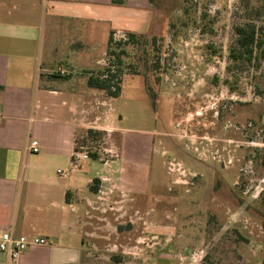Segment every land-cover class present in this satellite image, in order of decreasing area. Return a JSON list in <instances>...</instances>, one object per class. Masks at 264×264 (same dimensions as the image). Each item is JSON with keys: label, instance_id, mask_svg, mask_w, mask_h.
I'll list each match as a JSON object with an SVG mask.
<instances>
[{"label": "rangeland", "instance_id": "obj_1", "mask_svg": "<svg viewBox=\"0 0 264 264\" xmlns=\"http://www.w3.org/2000/svg\"><path fill=\"white\" fill-rule=\"evenodd\" d=\"M149 4L152 14L132 31L144 34L142 41L114 48L125 50L119 97L85 83L87 72L110 62L107 25L84 35L92 51L59 60L64 74L74 76L61 79L65 86L95 94L78 102L93 123L77 132L76 153L99 175L106 171L111 184L107 189L100 181L83 215L93 234L84 264H201L206 254L219 264H264V170L257 163L264 152L256 151L264 148V60L228 71L234 27L253 21L264 29V2ZM204 18L214 33L204 30ZM128 32L114 30V41ZM88 129L103 133L86 138Z\"/></svg>", "mask_w": 264, "mask_h": 264}, {"label": "crops", "instance_id": "obj_2", "mask_svg": "<svg viewBox=\"0 0 264 264\" xmlns=\"http://www.w3.org/2000/svg\"><path fill=\"white\" fill-rule=\"evenodd\" d=\"M144 14H152L147 0L118 7L111 0H0V227L50 241L30 247L16 264H84L93 235L83 219L96 194L90 186L94 179L111 185L91 160L73 162L77 132L93 123L78 102L95 94L78 95L60 79L42 78L55 64L66 72L60 58L73 61L80 50L92 51L84 35L95 26L138 31ZM33 141L38 153L31 151ZM8 262L0 252V264Z\"/></svg>", "mask_w": 264, "mask_h": 264}, {"label": "trees", "instance_id": "obj_3", "mask_svg": "<svg viewBox=\"0 0 264 264\" xmlns=\"http://www.w3.org/2000/svg\"><path fill=\"white\" fill-rule=\"evenodd\" d=\"M70 1V0H64ZM149 3H154L155 0H147ZM264 2V0H262ZM127 0H111L112 5L114 6H123L125 5ZM206 14V13H204ZM255 14L260 15V11H256ZM205 18L203 19V22ZM204 26L208 29V32L214 33L213 24L208 22H204ZM234 32L236 35L235 42L229 48V58L233 64V66L229 65L228 71L233 73L236 68H251L257 67L260 65L261 61L264 60V29L262 26L257 25V23L250 21L244 24H238L234 27ZM114 31H111V35L109 36L108 41V50L107 55L109 58V64L106 65L105 68L98 70L97 72H87V86L91 89H98L104 91L107 96L117 98L119 97V93L121 91V82L122 70L120 66L122 64V54L125 53V50L122 52H117L114 48H119L125 45H138L140 40L142 41V37L144 34H137L133 32H128L126 38H122L121 40L115 42L113 39ZM157 39L153 38V44H156ZM113 59V62H112ZM155 67L159 69V64L155 63ZM52 76L54 79H68L69 76L66 74H61L57 71L55 74L48 75ZM257 91L259 93H263V90L260 86L256 85ZM103 132L100 130L88 129L85 131L86 138L98 139ZM77 143V142H75ZM77 145V144H76ZM75 150H78V147L75 146ZM257 154L260 155L261 152H264V148L256 149ZM91 158H97V153L89 154ZM261 162H257L261 168L264 170V156L261 157ZM99 179H94L90 189L97 193L99 191ZM260 208L264 210V192L261 193L259 198ZM201 264H219V261H216L210 254H206L203 257Z\"/></svg>", "mask_w": 264, "mask_h": 264}, {"label": "built area", "instance_id": "obj_4", "mask_svg": "<svg viewBox=\"0 0 264 264\" xmlns=\"http://www.w3.org/2000/svg\"><path fill=\"white\" fill-rule=\"evenodd\" d=\"M40 150L39 143L33 141L31 144V151L38 153ZM87 158L84 153H74V165L76 162ZM65 175L63 172H61ZM50 244V241L44 237H27L25 235L14 234L10 230H5L0 227V252L9 255V262L6 264H16L20 256L33 246H45Z\"/></svg>", "mask_w": 264, "mask_h": 264}]
</instances>
